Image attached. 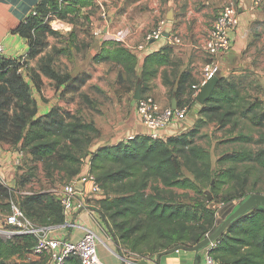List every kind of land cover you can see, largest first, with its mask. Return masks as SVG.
<instances>
[{
    "label": "trees",
    "instance_id": "obj_1",
    "mask_svg": "<svg viewBox=\"0 0 264 264\" xmlns=\"http://www.w3.org/2000/svg\"><path fill=\"white\" fill-rule=\"evenodd\" d=\"M59 6L57 0H42L34 8L36 15L30 13L16 28L15 32L27 42L28 58H35L42 51L38 36L56 34L43 21L51 14L60 17ZM170 51L168 46L144 56L139 74L136 55L120 43H110L109 49L97 60L117 66L120 79L123 75L139 79L142 92L161 66L174 64L169 59ZM20 67H23L20 58L0 57V144L19 146L20 151L27 150L35 160L43 161L47 169L63 170L68 180L62 185L79 176L82 163L88 158V172L102 190V196L95 201L98 212L118 245L130 252L156 256L177 246L193 247L219 227L222 221H218L235 209L239 198L255 192L256 182L251 185L249 194L244 192L249 171L246 167L241 173L235 171V166L212 170L208 151L193 144L191 137L195 128L166 140L139 135L89 151L92 140L99 135L95 126L74 114L61 112L56 106L37 115L31 95L33 81L17 72ZM48 76L63 87L64 94L77 93L86 82L81 79L68 85L69 77L60 79L52 72ZM236 83L221 77L209 98L200 105L199 113L211 120L216 119V111L225 110L224 114L220 113L222 122L224 117L234 114L232 106L238 100ZM179 89L181 86L177 87L176 99ZM259 104V101L250 103L245 112L260 109ZM176 108H181L179 101ZM262 116L264 111L262 115H254L257 124ZM222 158L231 163L256 161L264 168V149L254 153L245 149ZM223 159L220 157L218 162ZM183 168L193 175V180L184 176ZM149 184L153 193L145 191ZM237 184H242V189L235 192ZM160 185L190 190L201 187L219 198L221 207L211 209L208 204L166 200L154 191ZM12 190L0 184V194L8 196ZM17 201L24 216L36 226H56L64 221L62 207L54 193L34 194L21 203ZM34 243L35 238L30 235L0 238V264H9L14 257L25 260ZM208 254L217 264H264V206L252 208L232 220L212 241ZM24 260L22 264H37ZM63 264L81 263L75 256H68Z\"/></svg>",
    "mask_w": 264,
    "mask_h": 264
},
{
    "label": "rangeland",
    "instance_id": "obj_2",
    "mask_svg": "<svg viewBox=\"0 0 264 264\" xmlns=\"http://www.w3.org/2000/svg\"><path fill=\"white\" fill-rule=\"evenodd\" d=\"M176 2L178 5L180 3L184 7H189L194 13H201L204 19L210 20L207 22L208 24H212L223 6L233 5L237 8V0H176ZM62 7L63 5L58 8L60 9V17L58 14H51V16L47 15L44 18V25L48 29L56 31V34L47 33L37 37V41L42 45V51L35 58H28L26 53V56H19L17 59L20 58L23 65L22 75L33 81L31 82L34 89L38 92L44 87V91L48 89L59 92L60 85L48 76L51 72L55 73L60 79L69 77L68 85L76 84L81 79L86 80L77 94L69 93L65 96L64 92H61V99L68 100H65L68 106L67 109L72 106V111L62 109L59 106L56 107L61 112L74 114L81 120L91 122L95 126L99 135L92 140L89 146V151H94L97 147L103 145L107 139L119 142L128 136L127 130L133 123L135 110L133 93L138 80L130 79L125 75L120 79L117 66L110 62H99L97 57L104 53L103 51L109 49V43L111 42L102 43L97 48L94 39L88 34L91 28L88 16H81L78 12L66 15L64 10L61 9ZM255 7H257V17L250 25L251 40L246 44L240 56L235 58L234 54H230L229 71L238 72L237 75L230 74L227 76L228 80H235L238 86V100L232 106L235 112L228 117H224L223 122L219 119L221 117L220 113L224 114L225 110L216 111V119L211 120L205 114H200L202 119L195 122L192 129L195 128L196 131L193 132L191 137L194 145L208 151L214 172L229 166H235L234 169L237 173H241L245 167L249 169L246 173L247 181L243 189L244 192L249 194L251 185L256 182L255 192L250 193L245 198H239L235 208L252 194L264 195V168L262 166L256 161L231 163L229 160L222 158L225 155L245 149L250 150L252 153L264 149V116L260 117L261 122L259 124H257V119L254 117L255 114L262 115L264 111V100H262L264 81H261L264 80V0H259V5ZM80 30H83V35H79ZM7 56L5 55V58H8ZM191 77L187 80V84L182 86L185 87L183 90L184 98L179 100L180 107L187 110L185 115L191 110L192 103L196 99L192 95L197 90L194 85L198 83L194 76ZM148 91V86H144L141 94H149ZM255 101H259L260 109L245 112L247 106ZM166 106H171L170 98H168ZM15 148L16 146L12 144H0V159L3 160L2 155H4V152H14ZM18 153L21 155L18 165L14 166V163H11V168L7 174L0 170V184L3 187L13 189L8 196L0 194V238L3 240L12 238L6 233L11 232L12 229L4 224L3 219L11 212L14 205L19 207L17 200L21 203L31 195L48 193L56 185H62L64 181L68 180L63 170L59 168L47 169L43 161L35 160L27 150L20 151L18 149ZM220 157L223 160L218 162ZM86 159L88 158L84 159L83 166ZM83 166H81V171ZM183 173L184 176L194 179L193 175L184 168ZM241 186L242 184H237V191L235 192L242 189ZM198 189L165 188L160 185L154 191L162 198L177 203L201 206L208 204L211 209L221 207L219 198L214 194L201 187ZM145 191L146 193H153L150 184ZM259 206H264V204L259 203L252 208ZM36 221L38 222V220ZM120 250L125 256L132 253L124 246H120ZM27 257L28 254L25 260L23 259L26 263L32 261L28 260ZM23 260L14 257L9 264H22Z\"/></svg>",
    "mask_w": 264,
    "mask_h": 264
},
{
    "label": "crops",
    "instance_id": "obj_3",
    "mask_svg": "<svg viewBox=\"0 0 264 264\" xmlns=\"http://www.w3.org/2000/svg\"><path fill=\"white\" fill-rule=\"evenodd\" d=\"M41 1L42 0H0V42L3 45L2 58H5V55H8V58L5 59L26 56L27 51L25 52V50H28L27 42L15 31L20 22L23 21ZM256 8L257 7L253 5V0H237L240 22L237 29L230 31L228 34L231 47L220 60V68L217 75L219 79L221 77L227 78L230 74H238L236 71H229L228 65L231 61L230 54H234L235 58H237L242 54L246 44L251 40L252 34L250 25L254 18L257 17ZM61 9L64 10L66 15L78 12L81 16H88L87 18L91 22V28L88 34L94 39L97 48L102 43L106 44V42H111L120 43L130 51L134 50V48L144 42L146 34L155 27L158 21L160 19H165L167 21L166 30L175 33L179 38V43L169 44L166 38L163 37L149 42L142 50H136L135 53L131 51L137 57V73L139 74V66L144 56L152 52L161 51L163 48L169 46L171 49L169 52V59L174 62V64H166L159 68L156 77L147 85L149 94L154 97L160 106H166L168 98H170L171 101L174 98L176 104L179 100L184 98L183 90L185 87L182 86L187 84L189 77L192 78L191 76H194L198 83L197 85H199L202 66L207 61L204 48L205 37L211 28L210 25H212L207 23L210 20L204 19L201 13H194L189 7H184L180 3L178 5L176 0H84L78 3H66ZM169 16L170 19H167ZM208 26H210L209 29H207ZM115 33L124 34L122 42L107 39ZM83 34V30H80L79 35ZM178 86L182 88L177 92L178 96L176 99V90ZM44 88L38 92V90L34 89V85L31 84V95L36 103L37 115L45 114L49 108L54 106L72 111V106L70 104L69 106H71V108L67 109L68 106L66 101L68 100L64 98L61 99L63 87H60L59 92L55 90L50 91L48 89L44 91ZM71 94L74 95L77 93ZM196 94L197 90L192 96L196 97ZM66 95L67 94H65V96ZM262 100H264V96ZM199 107L200 104L195 99L187 115H185L187 111L185 110L183 117H174L172 124L160 131L162 139L166 140L169 137L185 133L189 129H192L195 122L202 118L199 113ZM148 132V129L140 123L134 110L133 123L127 130L128 136H147ZM117 142L118 141L107 139L103 145L115 144ZM17 148L18 146L14 149V152H4V155H2L3 160L0 159V170L6 174L11 168V163H14V166L20 163L21 155L18 153L19 148ZM88 168L89 160L86 159L79 176L87 173ZM79 176L77 178H79ZM77 178L74 181H77ZM62 186L63 185H56L54 188L50 189L49 192L55 193V191L59 190ZM86 188L88 189V185L85 184L84 189L86 190ZM98 199L99 197L92 194L84 197L77 193L75 202H80V200H82L83 207L73 208L61 224L52 226L54 228L50 236H63L71 241H77L87 229H90L94 231L97 236V251L102 261L107 264H131L124 259L126 256L121 253L120 246L113 237L106 220L98 212L95 205V201ZM64 222H67L68 226H61ZM207 250L208 248H204L197 253L183 250L178 254L162 256L160 264H166L169 257H176L177 260H180V264H204V256ZM133 255L132 253L129 254L131 257L130 259L134 257ZM27 259L40 264H48L46 256L28 254ZM155 260L156 256L153 257V261ZM146 261L147 263L145 264H154L150 257ZM140 264L144 263L141 261Z\"/></svg>",
    "mask_w": 264,
    "mask_h": 264
},
{
    "label": "built area",
    "instance_id": "obj_4",
    "mask_svg": "<svg viewBox=\"0 0 264 264\" xmlns=\"http://www.w3.org/2000/svg\"><path fill=\"white\" fill-rule=\"evenodd\" d=\"M75 1L80 0H57L58 5L60 6ZM253 4L254 6H258L259 0H254ZM31 13L32 15H36L34 9ZM239 22L238 10L233 5L223 6L216 15L211 28L205 37L204 48L207 55V61L202 66L199 85H194V87H197V92L207 80L218 75L220 60L231 47V41L228 34L230 31L237 29ZM166 25L167 21L165 19H160L155 27L146 34L144 42L131 51L135 53L136 50H142L149 42L163 37L166 38L169 44L179 43L177 35L166 30ZM107 39L122 42L124 34L115 33ZM2 52L3 45L0 42V57ZM22 68L23 67H20L17 72L22 74ZM185 110V108L172 109L171 106H160L154 97L149 94H141L139 100L135 101V112L140 123L148 129L149 132L147 136L151 139H162L160 131L171 125L174 117H183ZM132 138L133 137L129 135L123 140L128 141ZM77 179V181L63 184V186L54 193L62 207L64 218L70 214L73 208L83 207L82 200H80V202H75V196L77 193L84 197L90 194L99 198L102 196L101 188L89 172L79 176ZM85 184L88 185V189L86 188V190L84 189ZM3 221L5 225L12 229L11 232H6L9 236H33L35 238V243L30 254L35 256H46L48 264H63L68 256H75L79 259L81 264H107L102 261L98 255L97 236L95 232L90 229H87L77 241H71L63 236L51 237L50 233L54 227L36 226L27 219L22 211L15 205L12 207L11 212L4 217ZM61 226L66 227L68 224L67 222H64ZM211 246L212 242L205 248H208L209 250ZM208 250L204 256V264H217L208 254ZM180 251L183 250H177L172 254H178ZM133 256L132 259H130L131 257L129 255L124 259L131 264H140L141 261H146L149 257L153 261V257H155L149 255L139 256L136 254ZM153 263L156 264V260L153 261ZM166 264H180V260H177L176 257H169Z\"/></svg>",
    "mask_w": 264,
    "mask_h": 264
},
{
    "label": "water",
    "instance_id": "obj_5",
    "mask_svg": "<svg viewBox=\"0 0 264 264\" xmlns=\"http://www.w3.org/2000/svg\"><path fill=\"white\" fill-rule=\"evenodd\" d=\"M167 19H170V16L167 17ZM219 78L217 76L212 77L211 79L207 80L206 83H204L199 93L196 96V101L202 105L204 102L209 98L211 93L213 92L216 84L218 83ZM141 96V83L138 81L136 84L134 93H133V99L139 100ZM171 108L176 109V100L173 98L171 101ZM263 203L264 204V195L262 194H252L250 195L242 204H240L237 208L230 210L229 213H226L223 216V220L220 219L218 223H220L219 227L210 235L206 236L203 240H201L197 245L193 247H180L177 246L173 249L164 251L159 253L156 256V264H160V260L162 256H166L169 254L174 253L177 250H184L187 252H194L197 253L198 251L204 249L207 245H209L224 229L225 227L234 219L237 217L243 215L245 212H247L249 209L254 207L256 204ZM144 264L147 263L146 261H142Z\"/></svg>",
    "mask_w": 264,
    "mask_h": 264
}]
</instances>
